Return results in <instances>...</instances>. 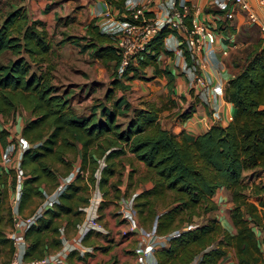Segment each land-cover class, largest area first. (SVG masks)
I'll use <instances>...</instances> for the list:
<instances>
[{
  "label": "trees",
  "instance_id": "16d2710c",
  "mask_svg": "<svg viewBox=\"0 0 264 264\" xmlns=\"http://www.w3.org/2000/svg\"><path fill=\"white\" fill-rule=\"evenodd\" d=\"M21 1L12 3L0 20V114L13 116L21 109L29 115L19 131L30 146L22 151L19 162L23 178L16 212L32 196L42 195L41 188L57 184L59 180L52 166L65 165L67 153L75 151L77 143L81 149L78 170L82 171L76 172L58 192L53 206L45 209L47 216L38 214L36 223L26 227L22 258L31 260L44 256V237L49 231H57L54 217L80 212L88 203L89 186L96 185L102 196L110 189L116 193L119 178H110L120 175L121 157L131 152L144 163L151 182L149 188L133 195L135 212L142 218L154 216L158 234L179 229L166 246L157 247L156 262L157 258L168 256L177 258L180 264H191L198 255L195 264H215L223 254L221 245H229L239 264H263L264 254L258 247L252 226L264 231L261 221L264 201L258 203L263 208L260 211L256 204L247 200L248 195L259 193L263 187L252 184L247 191L242 183L245 171L264 170V43L260 36L249 48H239L241 59L239 56L231 59L229 54L232 75L224 82L223 97L232 104L234 113L228 122L224 125L213 123L195 135L184 131L175 134L160 124L159 108L154 103L141 101L133 105L124 94L128 89L125 80L146 78L138 75L145 66L151 67V75L147 78L163 74L167 84L172 81L167 67L158 66L160 54H172L163 44L164 37L171 32L166 25L161 26L145 49L136 55V63H129L119 75L116 73L118 54L111 35L98 31L92 22L84 35L61 39V42L68 40L76 44L79 39H85L80 44L81 49H90V55L103 65L113 62L109 86L103 97L90 105L88 114H81L72 108L66 93L53 84L50 40L41 22L30 19L24 6L17 5ZM105 1L127 12L123 0ZM205 12L223 14V10L207 6ZM213 20L217 31L224 35L233 32L234 27L227 19ZM184 23L189 25V13ZM180 47L185 63L190 64L187 49L183 44ZM4 56L7 57L2 60ZM116 90L121 93L115 95ZM191 110L192 107L180 116L188 117ZM5 134L6 130L1 129L2 148L7 143ZM2 171L0 211L4 209L6 179L10 176L12 185L16 179L13 168ZM219 187L228 192L232 203L228 215L233 233L221 229L215 218H203L217 209L212 197ZM201 216L202 220L198 221ZM192 222L196 224L192 228L183 227L184 223ZM3 236L0 230V243L9 240ZM52 243L56 244L55 240Z\"/></svg>",
  "mask_w": 264,
  "mask_h": 264
},
{
  "label": "crops",
  "instance_id": "0c3cea01",
  "mask_svg": "<svg viewBox=\"0 0 264 264\" xmlns=\"http://www.w3.org/2000/svg\"><path fill=\"white\" fill-rule=\"evenodd\" d=\"M170 1L171 0H152V7L145 14L147 16H151L154 14L161 15L169 12L171 9ZM248 1L252 6L255 5L254 0ZM188 2L191 3V5H197L200 9H202V11L198 14V18L209 21L211 20L209 14L203 12V8H206L207 6L205 0L204 3L202 0H188ZM19 4L24 6L26 14L30 19L39 20L41 22V26L46 30L50 43L52 41L51 37L57 35L61 44H68L73 51L79 52L82 56L87 55L90 60L98 62L104 69L108 70L110 75V72L113 69V62L108 61L106 65H103L97 58L90 55V49H81L80 44L84 43L85 39H79L77 44L68 40L61 42V39L71 36L80 37L84 35L87 25L90 22L97 26L98 31H100L99 26L102 24L106 25L108 28L116 26L115 21L108 22V20L102 16L105 11H109L110 14L115 17H122L121 15L123 12L116 8L113 3H107L105 0H22L17 3V5ZM231 22L234 27L232 33L224 35L223 32L220 31L214 43L211 45H204L200 50L195 52L196 61H200L205 64L204 71L207 73L210 83L214 84L218 81L220 82L221 87H224V82L232 75V69L228 60L229 54L235 50V48L244 47L248 43V41H246V43H239L234 38V33L238 31L239 25L243 22L241 16L238 14L235 15ZM219 36H227L231 38V43L234 45L229 48L226 55L221 54V48L225 47V44L221 42V38ZM166 42L172 46L176 45V39L173 35L169 36V38L166 39ZM51 48L52 50L54 49L52 43ZM161 56L162 54H160L158 58ZM176 56L179 60H181L180 56H178L175 52H172L170 56L163 55L162 65H160L158 61L159 67L166 66L170 71L172 76L170 84H167V78L163 74L147 78L151 75V67L145 66L142 70H139L138 75H142L146 78L135 77L125 80L124 82L128 84V89L124 91V94L127 100H129L133 105H139L141 101L154 103V105L159 108L158 119L164 128L169 129L175 134H178L180 131H184L185 133L195 135L204 131L211 124H213L209 113L210 107L206 100L207 89H203L197 84L192 83L184 72L179 73V71H177L176 67H179V65L173 64V60ZM218 62H221L222 64L219 69H217ZM135 63L136 61L132 64ZM54 69L55 66L52 70V74ZM99 69L100 68H98V70ZM97 82L100 81L93 80L88 85L86 90L84 87L82 90L89 91L90 88H93L91 85H94ZM108 86L109 81L104 86L102 97ZM223 87L222 95L218 96L216 101L217 110L220 116L219 120L215 123L221 125L226 124L234 113L232 104L223 97ZM59 90L66 93V96L69 98V102L74 109L71 99V88L60 86ZM120 93V90H116L115 95ZM190 107H192V110L190 111L189 116L182 118L180 116L181 112L189 110ZM88 113L89 110L83 114ZM28 117L29 115L27 112L21 109L16 110L13 116H2L0 114V130H6L4 139L9 141L13 137L18 136L22 124L28 119ZM1 151L2 144L0 141V157ZM80 153V144L77 143L75 151L67 153V161L65 165L56 163L52 166L59 181L66 178L68 175H70L68 181L73 179L72 176L75 175ZM121 164L122 167L120 175H114L110 178V180L119 178V183L117 184L119 192L117 191L114 193V191L110 189L107 195L102 196L100 193V195L97 196L99 198L98 201L96 198V191L97 193L100 191L96 185L89 186L87 189L88 203L82 206L80 212L70 214L61 213L59 216L54 217L57 231L55 233L49 231V234L44 237L43 242L44 256L50 255L53 258V255L58 253L56 258H53L52 263L50 262V264H136L133 248L139 241V234L137 231H133L125 235L119 234V227L121 226L119 221L122 217L121 215L117 217L114 213L117 205L120 207L121 204H124V202L122 203L119 200L123 199V201L127 202L130 196H133L142 189L149 188L151 186V182L146 175V167L144 163L136 159L131 152H126L121 157ZM6 168L7 167L3 166L0 160V173ZM263 173L264 172L261 174L263 175ZM83 174L86 175L85 171ZM259 175L253 178V181H251V179L249 181H244L242 178V183L246 185V190H248L252 184H259L257 182L262 180ZM95 176L98 177V171H96ZM22 178L20 179V187ZM16 182L17 180L15 179L14 185H12L10 176L7 177L5 182V193L3 198L4 209L0 211L2 215L0 230L9 240H7L6 243H0V264H5L10 259L13 249H17L21 252L26 246V240L23 236L17 247L13 248L11 244L9 235L15 229L13 219L14 216L16 215L15 217H22L35 212L39 203L43 200L44 194L52 191L55 187V185H46L41 188L42 195L32 196L30 201L24 204L17 213L15 209L18 199L16 200V203H14ZM262 182L263 181H261V184H263ZM91 190H93L94 193H92ZM224 191L226 192L223 187L217 188L212 197L217 204V209L206 213L203 218L205 220L207 218H215L221 229H225L230 233H233L234 227L228 215L229 209L232 207V203L231 201H229V203L226 202V195H224ZM94 194L95 197L92 198L91 195ZM94 199L96 201V205L91 203ZM247 200L256 204L260 211L263 209L258 204L261 200L260 193L248 195ZM223 205L227 207V211L224 214L221 212V206L223 207ZM52 206L42 208L39 211V214L47 216V214H45V209L51 208ZM90 214L97 217L100 225L98 228H92L86 225V218ZM153 217L154 216L142 218L141 215L136 213L135 220L138 225L148 228L154 220ZM197 220L201 221L202 216ZM35 221L33 224L36 223ZM261 221L264 225V217L261 218ZM252 229L255 236L258 234L261 235L260 240L257 239V244L259 249L264 254V231L256 226H252ZM53 240H55L56 244L52 243ZM166 245L167 242L164 243V246ZM158 248L154 250V254ZM221 249H223V254L216 259L215 264H239L232 246L221 245ZM92 250H95L96 252L99 251L101 255H104L106 257V262L101 263L99 261H93V263H91L90 258L94 255V251ZM155 264H180V262L177 258L164 256L157 258V262Z\"/></svg>",
  "mask_w": 264,
  "mask_h": 264
},
{
  "label": "built area",
  "instance_id": "2783aa9c",
  "mask_svg": "<svg viewBox=\"0 0 264 264\" xmlns=\"http://www.w3.org/2000/svg\"><path fill=\"white\" fill-rule=\"evenodd\" d=\"M209 8L216 10H223V14L218 12L208 13L211 20H204L198 18V14L202 9L197 5H191L188 0H171L170 11L164 14H154L147 16L145 13L152 7V0H123V7L127 12H123L122 17H115L109 11L103 13V18L108 22H116V26L106 27L102 24L99 26L100 31L111 35L113 46L118 54V63L116 65V73L119 75L123 69L135 61L136 55L143 51L146 44L154 33L163 25H166L171 31L164 37L163 44L166 49L175 52L177 56L173 60L174 65H179L182 72L189 78V80L197 84L203 89H207V104L210 107V117L213 123L219 120V112L217 110V97L222 95V87L220 82L211 84L207 73L204 71L205 64L196 61L195 52L200 50L204 45H211L217 39L219 31L216 30L214 20L219 17L225 18L231 24L235 15H241L246 22L254 25L259 32L261 41L264 43V0H254L255 5L252 6L248 0H205ZM152 11V9H151ZM186 13L190 14V23H184ZM128 16V17H127ZM173 35L176 39V45L167 44L166 39ZM221 42L225 47L221 48V54L226 55L230 47H233L231 38L226 36H219ZM226 39V42L223 41ZM183 44L189 53L191 60L190 64L184 61L182 48ZM183 59V60H182ZM221 62L217 63V69L221 67ZM231 118V117H230ZM30 143L24 137L18 135L7 141L6 145L1 151V163L5 167H11L16 174L15 196L14 203L19 196L20 179L22 178V171L19 165L21 153L28 148ZM76 172H81L76 168ZM73 177V176H72ZM65 179V178H64ZM62 179L57 182L54 189L43 196L41 206L29 215L22 217L14 216V231L9 235L11 244L14 247L22 240L23 232L26 227L35 221L39 211L44 207L52 206L57 198V194L64 188V185L69 182ZM132 197L130 196L125 204L119 207V213L125 221V229L123 234H128L137 231L139 234V241L133 248L135 254L136 264H155L156 259L154 250L157 247L163 246L171 236L178 234L179 229H173L164 234L156 232V221L153 220L150 227L145 228L137 224L135 220V210L132 206ZM86 223L89 227L98 228L100 225L94 216L86 218ZM196 224L194 222L184 224V228H192ZM22 252L17 249L12 252L10 259L5 264H50V259L43 256L39 259L24 260ZM198 255L192 260L191 264H195ZM264 264V263H263Z\"/></svg>",
  "mask_w": 264,
  "mask_h": 264
},
{
  "label": "rangeland",
  "instance_id": "374dc122",
  "mask_svg": "<svg viewBox=\"0 0 264 264\" xmlns=\"http://www.w3.org/2000/svg\"><path fill=\"white\" fill-rule=\"evenodd\" d=\"M15 1L16 0H0V20L5 15V13L9 9H11V5ZM202 1L204 3V0ZM205 11H206V8H203V12ZM242 20L243 22L239 25L238 31L234 33L235 34L234 38L239 43H242V42L246 43V41H248L246 46L247 48H249L253 42L260 40L259 32L254 25H251L248 22H246L244 18H242ZM58 33H59V30H58ZM51 40H52L51 43L54 49H53L52 54L50 55V60L55 66V69L53 72V75H54L53 84L56 85L57 87H60V86H66V88L70 87L71 93H72L71 95L72 104L74 105L75 111L81 114L86 113V111L89 110L90 105L102 97L104 86L109 81V78H108L110 76L109 72L108 70L104 69L102 65H100L98 62L90 60L87 57V55L82 56L79 52L73 51L68 46V44H65V45L61 44L59 38H57V35L51 37ZM163 55L164 54H162V56L158 58L160 65H162ZM236 56H239L240 57L239 59L242 58V53L239 51V48H237L236 50H233L230 54L231 59H234ZM6 57L7 56H4L1 59L3 60ZM98 68L100 69L98 70ZM176 68H177V71H179V73H183L181 70L182 68L180 69V66ZM99 72L101 75L99 74ZM93 80L100 81V82H97L94 85H91L93 88H90L89 91L88 90L85 91L88 85ZM83 87L85 88L84 91L82 90ZM262 172H264V170H261L256 173L252 172V170H247L243 173V179L244 181H249L250 179L251 181H253V178H255L257 175L260 174L259 176L262 178V180L258 181L257 183L259 184H256V185L259 187L260 186L263 187V189L259 191V193L261 196V200H264V173L262 175L261 174ZM69 177L70 175H68L64 180L66 181ZM261 181H263L262 182L263 184H261ZM93 190H91L92 193H94ZM99 195H100V192L97 193L96 191L97 200L99 199L97 197ZM224 195H226V198H225L226 202L229 203L230 199H229L228 192L224 191ZM91 196L93 198L95 197V194ZM119 201L122 202L123 199ZM91 203L93 205H96L95 199ZM38 206H41V202L39 203ZM118 210H119V206L117 205L115 208V213H114L115 215H117V217L120 216V213L118 212ZM226 211H227V207L224 205L223 207L221 206V212L224 214ZM91 216L93 215L90 214L87 216V218ZM95 219H97V217H95ZM119 223H121L120 224L121 226L119 227V234L125 235L122 233V231L125 229L124 219H120ZM256 237L258 240H260L261 235L258 234ZM92 251H94V255L90 258L91 263H93V261H96V262L99 261L101 263L106 262V257L104 255H101L99 251L98 252H96L95 250H92ZM57 255L58 253L54 254L53 258L55 259ZM47 257H49L50 262L52 263L53 258L50 255H47Z\"/></svg>",
  "mask_w": 264,
  "mask_h": 264
}]
</instances>
